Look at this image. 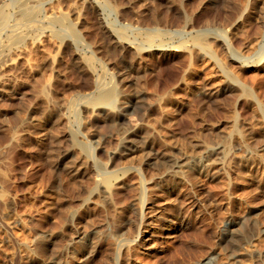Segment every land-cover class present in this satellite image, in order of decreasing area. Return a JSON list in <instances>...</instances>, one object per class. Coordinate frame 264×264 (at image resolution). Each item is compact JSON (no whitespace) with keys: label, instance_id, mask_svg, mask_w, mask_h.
I'll return each instance as SVG.
<instances>
[{"label":"rangeland","instance_id":"rangeland-1","mask_svg":"<svg viewBox=\"0 0 264 264\" xmlns=\"http://www.w3.org/2000/svg\"><path fill=\"white\" fill-rule=\"evenodd\" d=\"M0 14V57L13 29L40 27L34 70L0 86V264H219V250L264 264V0H0ZM137 199L180 225L173 240L154 219L143 243Z\"/></svg>","mask_w":264,"mask_h":264},{"label":"bare ground","instance_id":"bare-ground-1","mask_svg":"<svg viewBox=\"0 0 264 264\" xmlns=\"http://www.w3.org/2000/svg\"><path fill=\"white\" fill-rule=\"evenodd\" d=\"M36 1V0H35ZM51 1V0H50ZM40 2V1H39ZM48 2V1H47ZM74 2V1H73ZM24 3V2H23ZM27 3V2H26ZM48 4H50L49 2H48ZM24 5V4H23ZM25 5H27V4H25ZM24 5V6H25ZM36 7V6H35ZM49 10H50V15H48V17H49V20L50 21H52V22H54V23H57V24H59L60 26H61V28L62 29H64L63 30V34L65 35V33L66 32H69V34H70V36L76 41V42H80L81 41V38L82 37H80L81 35H79L80 33H78V29H76V26H74V24H72L70 21H68L69 19H68V17H67V19H66V16H64V15H62L61 13H60V11L58 10L59 8L58 7H56V5L54 6L53 5V3H52V5L50 4L49 5ZM31 9H32V7H31ZM46 9V8H45ZM38 10V9H37ZM22 11H23V13L24 14H26V15H28L26 18H24V19H26V21H27V18L29 17V14L31 13V12H36V9H35V11H30V9H29V7H27V6H25L24 8H23V6H22ZM30 12V13H29ZM22 13V14H23ZM27 13H29V14H27ZM24 14H23V16H24ZM36 14H38V13H36ZM58 14H60V15H58ZM66 14V13H65ZM154 14V13H153ZM33 15V16H32ZM34 15H35V13H33V14H31V16H32V18L34 17ZM7 16L8 15H5V14H0V22H2L1 24H3L4 22V24H6V20H7ZM31 16L29 17V18H31ZM36 16V15H35ZM47 17V16H46ZM8 19H9V17H8ZM34 19V18H33ZM31 21H29V24H25V27L24 28H22V29H20L19 27V29H13L12 30V35L10 36V38H12V36H13V40L10 42L9 41V43L8 42H6V44H8V45H6L5 46V49L7 50V53H4L3 54V56L1 55V57H0V86H2L3 84H5L8 80H10L11 79V76H13L12 74H13V72L14 71H16V69L18 68V67H20L21 69H23V71H25V72H30L31 70H34V67H35V65H36V58L34 57V54H33V51L35 50V49H37V48H40V42L39 41H37V39L36 38H30L29 37V35H28V33H27V31L29 30V29H39L40 27H39V25L38 24H36L34 21L32 22V23H30ZM7 23H8V21H7ZM18 23V22H17ZM51 23V22H50ZM1 24H0V28H1ZM56 24V25H57ZM53 25V24H52ZM3 26V25H2ZM21 26V25H20ZM16 28V27H15ZM2 29V28H1ZM58 29V28H57ZM65 29L67 30L66 32H65ZM40 30H42V28L40 29ZM61 30V29H60ZM46 31V30H45ZM59 31V30H58ZM53 32V31H52ZM61 31H59L58 33L56 32V31H54V33H57V34H54V35H61L62 36V33H60ZM38 33V32H37ZM66 34H68V33H66ZM61 36H59V37H61ZM31 37H33V36H31ZM63 37V36H62ZM9 38V37H8ZM64 38V37H63ZM22 42H26L27 44L26 45H28V43H29V45H30V47L29 48H27V47H24V46H26V45H24L23 46V44H21ZM4 48V47H3ZM43 49V48H42ZM40 51V50H39ZM43 52V51H42ZM46 52V51H45ZM48 53V52H47ZM50 54V53H49ZM49 54L47 55V57L49 56ZM50 58V60L51 61H53L52 59H51V56L49 57ZM49 60V59H48ZM19 70V69H18ZM15 73H17V72H15ZM230 78V77H229ZM100 81V80H99ZM102 85V84H101ZM112 86V85H111ZM99 87H100V84H99ZM101 87H103V86H101ZM109 87V86H108ZM107 87V89H101V92L99 91V95H98V98L100 99V100H110V99H112V101H113V99L115 100L116 98H117V91H116V89L114 88V86H113V88L111 87V88H108ZM106 88V87H105ZM99 90H100V88H99ZM97 93H98V91H97ZM94 97V96H93ZM48 98V97H47ZM92 99H95V98H92ZM116 101V100H115ZM74 106V105H73ZM126 106V105H125ZM76 108H77V106H76ZM78 110V109H77ZM75 114H77V112H76V110H75ZM236 130V129H235ZM237 131H239V130H237ZM235 132V131H234ZM17 131H15L14 132V135H13V137H15L17 134L19 135V133H17ZM75 133V132H74ZM231 133H224V134H222L220 137H218V139L217 140H215V143L217 144V146H219L221 149H222V151H223V154H224V156L228 159L229 158V156L231 155V145H230V135ZM76 135H77V133H76ZM17 137V136H16ZM77 138V137H76ZM37 139H39V140H41L42 139V136L40 135V134H38L37 135ZM74 138H72V141H75V139L73 140ZM77 141H76V143L74 142L73 144H76L77 146H79V148H81V149H83V151H85L86 150V152L88 151V145H87V143L86 142H83V140H82V142H81V140H78V139H76ZM75 145V146H76ZM246 148H249V147H247L246 146ZM90 149V148H89ZM90 151V150H89ZM87 152V155H88V153H90V152ZM85 152V153H86ZM225 157H224V159H225ZM231 158V157H230ZM264 160V159H263ZM93 161V160H92ZM96 163L98 164L99 162H97L96 161ZM95 163V164H96ZM230 163V162H229ZM174 174H175V176H178V177H182L183 176V174H182V172L178 169L177 171H175L174 172ZM206 177H208L209 179H212V180H218V181H221L222 183H224V177H225V173H223V172H220L218 169H216L213 165H209L208 166V170H207V173H206ZM190 178V177H189ZM229 178V177H228ZM198 179V178H197ZM262 180V179H261ZM227 181V180H226ZM194 182H196V181H194ZM193 182V183H194ZM263 182V181H262ZM142 183V182H141ZM196 184V183H195ZM199 184V183H198ZM225 184V183H224ZM223 184V185H224ZM227 184V183H226ZM224 185L223 187V189L225 190V192H227L228 193V191H229V189H230V187H229V185ZM142 186V185H141ZM258 189V188H257ZM142 193H143V189H142ZM144 194V193H143ZM229 194V193H228ZM142 196V195H141ZM148 197V196H147ZM141 198H143V197H141ZM140 198V199H141ZM146 198V197H145ZM144 198V199H145ZM138 200V199H137ZM139 201H141V200H138V203L137 204H134V207H135V209L137 210V212L140 214V219H142L141 220V224H140V227H141V225H143V224H146L147 225V228L144 230V232L147 234L146 236H145V238H144V241H143V243L145 242V244H148V242H150L151 241V239H152V237H153V234H155V233H153V231L148 227L149 225H150V223H152V221L154 220V219H160L161 220V222H162V226L160 227V232H161V234H163V235H165V237L166 238H172V237H174L175 238V236L177 235V233H178V230H179V228H180V225L179 224H177L176 222H168L167 221V218L165 217V216H163L162 215V208L160 209L159 207L157 208V209H155V208H153V207H151V206H153V205H150V202H149V200H143L142 202H141V204H139ZM151 201V200H150ZM137 202V201H136ZM160 206H161V204H160ZM234 216V215H233ZM170 220V219H169ZM172 221V220H171ZM153 226V225H152ZM95 232H97V231H95ZM99 235V234H98ZM92 236L94 237V239H96V237H97V234L96 233H93L92 234ZM240 235H238V234H235V233H233L232 234V236L230 237L231 239H232V241H233V245L234 246H237L238 245V242L236 241L237 240V238L239 239H241V237H239ZM99 237H100V235H99ZM99 237H97V239L99 238ZM142 240V239H141ZM171 240V239H170ZM172 240H173V238H172ZM123 241V240H122ZM236 241V242H235ZM74 242H75V240H74ZM74 242H71V244L72 243H74ZM98 242V241H97ZM127 242H129V241H127ZM122 243V242H121ZM137 243V242H136ZM151 243V242H150ZM116 244V243H115ZM115 244H113L114 246H115ZM134 244V243H133ZM133 244H127L126 243V245H125V247H124V249H125V252H126V255L128 256H126L127 258H138L139 257V255H137V253L138 254H140V251L139 252H134V246H136L135 244H134V246H133ZM138 245L140 244L141 245V242H140V240H139V243H137ZM162 244V243H161ZM73 245V244H72ZM137 245V246H138ZM118 246H120V245H118ZM233 246V247H234ZM121 248H122V246H120ZM148 247V246H147ZM154 248V247H156V245H154V243H152L151 245H149V248ZM74 248V250H73V252L72 253H70L71 255H70V257H69V260L70 261H78L79 260V254H80V250L75 246V247H73ZM118 248V247H117ZM121 248H119V249H121ZM237 248V247H236ZM157 249V248H156ZM118 250V249H117ZM137 250V249H136ZM114 251V250H113ZM227 253L228 252H226L225 250H219L218 251V253H217V255H218V262H219V264H223L224 263V261H225V258L226 257H228V256H226L227 255ZM121 254L122 253H120L119 255L121 256ZM123 254H124V251H123ZM142 254V253H141ZM122 257V256H121ZM120 257V258H121ZM136 260H138V259H136ZM126 262H128L127 260H126ZM63 264H65V263H63ZM127 264H129V263H127ZM199 264H208V261H206V260H204V261H201Z\"/></svg>","mask_w":264,"mask_h":264}]
</instances>
